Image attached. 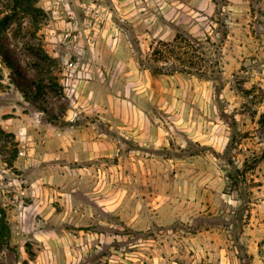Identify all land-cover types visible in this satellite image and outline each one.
Returning <instances> with one entry per match:
<instances>
[{"label":"rangeland","instance_id":"rangeland-1","mask_svg":"<svg viewBox=\"0 0 264 264\" xmlns=\"http://www.w3.org/2000/svg\"><path fill=\"white\" fill-rule=\"evenodd\" d=\"M6 16L0 264H264V0H0Z\"/></svg>","mask_w":264,"mask_h":264},{"label":"trees","instance_id":"trees-1","mask_svg":"<svg viewBox=\"0 0 264 264\" xmlns=\"http://www.w3.org/2000/svg\"><path fill=\"white\" fill-rule=\"evenodd\" d=\"M25 8H26L25 12L27 14L33 16L34 22H37L38 21L37 17L34 16L32 13L33 9H31V7L30 8L25 7ZM1 21H5L4 24L0 27L1 30L7 28V25L10 24L9 23L10 22L9 17H7V16L5 18H2ZM159 43H160V45L157 47H154V49H153L152 54L155 55V59L159 60L161 58H169L172 55H176V58L179 59V57H177L178 51L174 49L176 46L174 43L166 42V41H160ZM182 54L185 55V57L189 55L188 52H182ZM191 55L193 56L194 54H191ZM185 57L180 58L184 64H186V61H187V59ZM3 58H4L5 62L12 69H14V67H13L14 65L11 63L10 57L7 55V53H3ZM195 64H198V63L195 62ZM168 69H169V73H173L176 70H183V67L178 68V67H175V65H173V66H169ZM197 72H199V71H197ZM25 96H26V94H25ZM17 153L18 152H17V148H16L15 153H14L12 158L15 159L17 157ZM236 171H237V174L240 173L239 168H237ZM229 178L231 179L232 182H235V183L238 182L237 177L233 173L229 174ZM10 237H11V228L9 225L8 211H7L6 207L0 203V247L4 246V245H8L9 241H10Z\"/></svg>","mask_w":264,"mask_h":264}]
</instances>
